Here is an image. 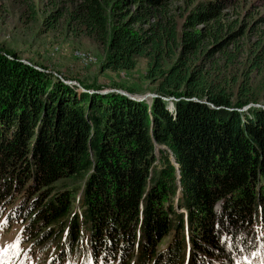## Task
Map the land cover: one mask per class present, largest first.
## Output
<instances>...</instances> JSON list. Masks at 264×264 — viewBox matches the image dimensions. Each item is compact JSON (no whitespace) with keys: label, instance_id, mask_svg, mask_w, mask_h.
Wrapping results in <instances>:
<instances>
[{"label":"trees","instance_id":"1","mask_svg":"<svg viewBox=\"0 0 264 264\" xmlns=\"http://www.w3.org/2000/svg\"><path fill=\"white\" fill-rule=\"evenodd\" d=\"M40 1L42 28L103 47L101 72L143 56L157 84L150 102L102 93L0 49V218L34 263L264 264V98L206 68L247 30L223 20L239 0L191 1L181 23L173 0Z\"/></svg>","mask_w":264,"mask_h":264},{"label":"rangeland","instance_id":"2","mask_svg":"<svg viewBox=\"0 0 264 264\" xmlns=\"http://www.w3.org/2000/svg\"><path fill=\"white\" fill-rule=\"evenodd\" d=\"M34 1L39 11L37 18L31 20L26 14L25 0H0V49L14 51L24 61L43 65L53 75L59 72L75 81L95 83L103 86L102 90L114 89V86L128 93L134 92L137 94L135 97L155 93L157 83L146 77L147 58L138 57L135 68L129 71L101 72L99 66L104 57L103 47L88 36H74L62 20L54 28L45 30L42 28V18L52 6L46 5L45 1ZM191 1L195 3L198 0L172 1L171 8L179 15L178 22L181 23L180 15L186 12L187 4ZM234 8L235 6H230L224 10L223 20L237 19L247 30L243 36L225 43L220 51L211 56L206 68L212 72L218 71L220 77L234 75L238 81L247 77L254 88L261 89V92H257V98L263 99L264 62L258 70L253 69L250 62L254 58L261 61L258 55L264 53V20H259L264 16V0H239L237 9ZM225 53L232 54L230 61L229 55ZM174 59H166L164 66L167 68ZM150 98L148 96L145 100L150 102ZM61 183L70 188L82 185L81 179L76 177L65 178ZM21 227L16 222L4 228L3 218H0V264L34 263L33 257L26 251L29 243H21L19 240ZM33 253L34 257L40 255L39 252Z\"/></svg>","mask_w":264,"mask_h":264},{"label":"water","instance_id":"3","mask_svg":"<svg viewBox=\"0 0 264 264\" xmlns=\"http://www.w3.org/2000/svg\"><path fill=\"white\" fill-rule=\"evenodd\" d=\"M74 83H77V82H74ZM108 91H111V89H109V90H103L102 91V93H105V92H108ZM116 92H119V93H121V94H124V95H126V96H128V97H130V98H135V99H138V100H144L145 99V97H153L154 96V94H146V95H142V97H135L137 94H134V95H131L130 93H128V92H125V91H123V90H120V89H117V90H115ZM264 107V106H263Z\"/></svg>","mask_w":264,"mask_h":264},{"label":"bare ground","instance_id":"4","mask_svg":"<svg viewBox=\"0 0 264 264\" xmlns=\"http://www.w3.org/2000/svg\"><path fill=\"white\" fill-rule=\"evenodd\" d=\"M132 95V94H131ZM146 98V97H145Z\"/></svg>","mask_w":264,"mask_h":264}]
</instances>
